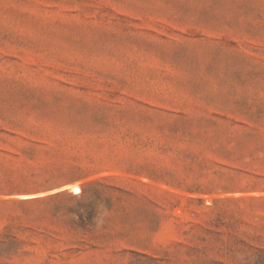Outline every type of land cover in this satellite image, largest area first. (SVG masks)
Returning <instances> with one entry per match:
<instances>
[{
    "label": "rangeland",
    "instance_id": "obj_1",
    "mask_svg": "<svg viewBox=\"0 0 264 264\" xmlns=\"http://www.w3.org/2000/svg\"><path fill=\"white\" fill-rule=\"evenodd\" d=\"M0 139V264H264V0H0Z\"/></svg>",
    "mask_w": 264,
    "mask_h": 264
},
{
    "label": "trees",
    "instance_id": "obj_2",
    "mask_svg": "<svg viewBox=\"0 0 264 264\" xmlns=\"http://www.w3.org/2000/svg\"><path fill=\"white\" fill-rule=\"evenodd\" d=\"M0 141L2 142L1 139ZM34 146L35 145L28 147L24 152L29 159L34 156ZM0 153L4 155L10 154L2 149H0ZM54 185L56 184H49V182L40 181H27L25 178H22L21 174H18L14 168L0 165V203L7 202L6 200L1 199V197L44 191Z\"/></svg>",
    "mask_w": 264,
    "mask_h": 264
}]
</instances>
